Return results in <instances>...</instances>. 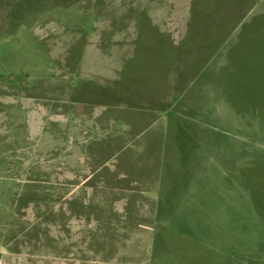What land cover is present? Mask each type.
<instances>
[{
	"label": "rangeland",
	"instance_id": "1",
	"mask_svg": "<svg viewBox=\"0 0 264 264\" xmlns=\"http://www.w3.org/2000/svg\"><path fill=\"white\" fill-rule=\"evenodd\" d=\"M263 14L0 0V264H264ZM111 171L161 175L131 239L111 238Z\"/></svg>",
	"mask_w": 264,
	"mask_h": 264
},
{
	"label": "crops",
	"instance_id": "2",
	"mask_svg": "<svg viewBox=\"0 0 264 264\" xmlns=\"http://www.w3.org/2000/svg\"><path fill=\"white\" fill-rule=\"evenodd\" d=\"M256 19H258L257 22L260 24L259 27L264 26V14L257 16ZM100 169L102 168L98 167L93 171H87L82 174L92 176L91 179H93V182L96 175L100 174L101 176L103 174V172H100ZM107 173L109 172H106V174ZM111 175H114V177L110 179L111 182H108V184L111 185V204L109 205L111 206V238L118 237L117 239H131L133 235H130V228L128 227L133 217H135V221H137L138 230L136 231L142 232L148 226L146 208L148 206L154 207L153 198L155 195L151 192H154L152 190L158 191L161 188V175L160 177L159 175H155L156 183L153 179L151 181L148 179L145 181L144 179L139 180L132 178L129 173L126 172L116 173L111 171ZM89 179L90 178H87L86 181ZM97 181L95 179L94 183L96 182L101 184L103 182H107L100 178ZM133 196H136L137 203L132 201L131 204L136 206V210L132 213V215H129L127 209L132 200L131 197ZM149 201H151V203ZM157 217L158 213L155 208V214L152 221H156ZM126 232L128 233L126 234Z\"/></svg>",
	"mask_w": 264,
	"mask_h": 264
}]
</instances>
